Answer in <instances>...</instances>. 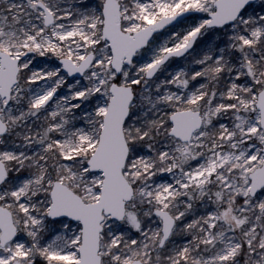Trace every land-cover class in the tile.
<instances>
[{"label": "snow or ice", "instance_id": "obj_1", "mask_svg": "<svg viewBox=\"0 0 264 264\" xmlns=\"http://www.w3.org/2000/svg\"><path fill=\"white\" fill-rule=\"evenodd\" d=\"M0 264H264V0H0Z\"/></svg>", "mask_w": 264, "mask_h": 264}]
</instances>
